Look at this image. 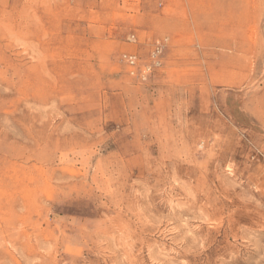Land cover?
<instances>
[{
  "label": "rangeland",
  "instance_id": "374dc122",
  "mask_svg": "<svg viewBox=\"0 0 264 264\" xmlns=\"http://www.w3.org/2000/svg\"><path fill=\"white\" fill-rule=\"evenodd\" d=\"M0 264H264V0H0Z\"/></svg>",
  "mask_w": 264,
  "mask_h": 264
},
{
  "label": "built area",
  "instance_id": "2783aa9c",
  "mask_svg": "<svg viewBox=\"0 0 264 264\" xmlns=\"http://www.w3.org/2000/svg\"><path fill=\"white\" fill-rule=\"evenodd\" d=\"M162 50L160 46H157L155 50L151 54V64L147 65L145 67V70L141 72L142 76L146 75L147 73H150L153 68L159 67L161 65V60H160V54ZM123 61L126 62L128 65L135 67L138 64V58L135 55L131 54H125L123 55Z\"/></svg>",
  "mask_w": 264,
  "mask_h": 264
}]
</instances>
